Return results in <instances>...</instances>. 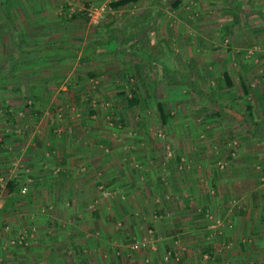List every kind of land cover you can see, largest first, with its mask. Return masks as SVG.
I'll return each instance as SVG.
<instances>
[{
  "label": "rangeland",
  "instance_id": "374dc122",
  "mask_svg": "<svg viewBox=\"0 0 264 264\" xmlns=\"http://www.w3.org/2000/svg\"><path fill=\"white\" fill-rule=\"evenodd\" d=\"M174 1L135 4L138 10L132 8L126 22L117 20L123 11H116L104 23L89 24L91 15L86 23L73 20L72 9L57 0H0V69L17 72L0 80V213L5 204L15 211L7 186L14 171L22 176L17 194L28 186L20 206L32 214L9 232L2 233L0 224L1 241L2 234L25 236L9 241V255L45 233L52 236L56 225L65 227L63 238L75 240L84 238L75 230L89 225L92 232L83 240L92 233L90 252L63 248L64 261L188 264V256L197 255L199 264H264V0H179L173 7ZM114 28L134 35L129 44L148 50L152 64L126 44L117 54L85 60L80 53L42 57L27 62L32 81L60 75L68 78L64 88L47 95L45 108L30 99L13 103L21 80L18 44L31 51L49 44L54 51V42L84 46L90 39L106 40ZM132 90L139 103L129 107L125 100ZM55 99L63 101L55 107ZM157 101L168 116L164 124L155 112ZM6 109L15 123L8 122ZM68 116L76 125L69 126ZM37 128L49 137L36 135ZM27 149H33L31 163ZM92 152L108 163L90 172L86 160ZM65 156L69 165L61 164ZM85 174L95 180L92 191L79 181ZM84 193L85 201L73 202ZM49 196L62 203H47ZM35 201L41 204L33 206ZM79 204L91 217L76 212ZM27 241L32 242L26 246ZM39 242L45 250L36 245L29 254L35 260L44 252L40 258L50 263L55 249Z\"/></svg>",
  "mask_w": 264,
  "mask_h": 264
},
{
  "label": "crops",
  "instance_id": "0c3cea01",
  "mask_svg": "<svg viewBox=\"0 0 264 264\" xmlns=\"http://www.w3.org/2000/svg\"><path fill=\"white\" fill-rule=\"evenodd\" d=\"M57 1H59L60 4H63L64 3L67 11L70 10V9H72V11H69V14L68 15H70L73 18V20H77L79 22H85L86 23V21L88 19V16L91 15L92 18L90 17V19H88L89 20L88 21L89 24H91V22H98V21H99L98 23H104V20H106V19L109 20V14L108 13H114L116 11L119 12V13H121L123 11L120 15L118 14V16H120V17H118L117 20L118 21L120 20V22H126L130 18V16H132V13L134 14V10H132V8L135 7V4H139L140 5V8H143V7L147 6L148 3H150V0H136V1L128 2V3L124 4V5L112 7L111 6V3L112 2H116L118 0H65L66 3L65 2H62L61 3V0H57ZM140 3H142V4H140ZM81 7L82 8L84 7L85 12H83L82 9H80ZM94 8H95V10H94ZM130 8H131V10H130ZM129 12L131 14H129ZM121 15H122L123 18H121ZM73 22H75V21H73ZM106 23H108V22H106ZM90 40H93V39H90ZM47 60H50V59H47ZM25 63H27V62L20 63L19 64L20 67L18 66L19 68L17 70L20 71V69H21L22 72L20 71L21 73L19 72L17 76L21 77V80H20V83L19 82L17 83L16 81H15L16 83L13 82V84L15 83L16 86H18V87H14L13 88V90L15 89V95L16 94H18V95H17V97L12 98L11 100H13V103H15V104H22L24 100L30 99V101L33 100L32 103H31L32 105L35 104V103H38V104H42L44 106V108H45V105L47 103V95L54 94L55 93L54 90H55L56 86H59V88H57L58 91H56V92H59V89L60 88L63 89L64 88L63 84H64V82H67L66 81V78L67 77L63 80V79L59 78L60 75L57 76L58 77L57 78L56 76L50 74V77H47L45 79H41V80H38V81H34L33 82L32 81L33 78L31 77L30 70H29L30 69V67H29V63L30 62L27 63V64H25ZM48 65L53 66L50 63H48ZM52 69H53V67H52ZM31 70L33 71L34 69H31ZM25 71L27 73L26 75L24 74ZM14 73H17V72L14 71ZM46 80L49 81V83L46 82ZM45 82L47 83V86L45 85ZM33 83H35V84H33ZM22 93H24V94H22ZM49 97H51V96H49ZM52 99H53V97H52ZM55 101L56 102H54V104H53L54 106L55 105H58V104H61L63 100L58 101L57 99H55ZM58 110H60V107L58 108ZM68 117H70L68 121H72L69 126L76 125V122L73 121L75 119V117L74 116H68ZM84 133H87V132H84ZM35 134L36 135H39L40 134V135H44V136L49 137V134L47 133L46 130L43 131V130H40L38 128L36 129ZM80 134H81V132H80ZM42 140H48V139L42 138ZM44 143H45L44 145L48 144V143H46V141ZM44 145H41V146H44ZM41 146H40V148L38 147L39 148L38 150H41L42 149ZM88 148H90V147H87V149ZM9 149H13V148L10 147ZM27 151L29 152V149H27ZM30 151H31V149H30ZM9 153H12V152H10V150H9ZM27 157H28V162L27 163H31V161H33V159L31 160V157L30 156H26L25 159H27ZM65 158L66 159H64V165L67 162H68V165H69V163L71 162V159L67 158V156H65ZM87 158H89V160H86V163H87V165H89L88 166L89 168L86 169V171H90L91 167H95V166H99V165L100 166H104L105 164L108 163L107 160L105 159L106 157L105 158L102 157L100 159L99 158H96V157H94L93 152H92V155L91 156H87ZM122 160L123 159H121V157H120L119 162H118V165L120 163H122ZM48 161L49 160H47V162ZM17 175L18 174H16L13 171L12 174L10 175V178L11 179H14L16 181H22V176L19 177ZM42 175L39 176V180L40 181H42V178H43ZM79 181H80L81 184H82V181H83V183H86L84 185L83 189H87V190L90 189L91 187H93V184L95 183V180L93 178L92 179L89 178V176L87 174H85V176H80ZM67 182L68 183L70 182L69 178L67 179ZM88 182H89V184H88ZM90 191H92V190L90 189ZM77 195L75 194L74 197L72 198L73 202H75V199L77 197L81 201H85V199L88 198V194L87 193L86 194L84 193V194H81V195H78V196ZM89 195H90V192H89ZM21 196H23V195L21 194ZM51 198H52L51 196H49L47 198L48 199L47 200V203L48 202H51ZM57 199H59V198H56L55 196H53L52 202L54 204H56V205L59 204V203H62V202H57ZM18 201H19V203H17V202L15 203V207H14L15 208V211H7V210H4L3 211L2 210V212L0 213V215H1V217H0V224H1L2 233L5 232V231H8L9 232V227L15 228L17 226H20V224H23V222L25 221L24 218L26 220H27V218H32V216H31L32 214L28 213L29 209L26 208L27 210L24 211V209L22 208V207L25 206L24 203L21 202L20 200H18ZM37 201L34 202V205L33 206H36L37 207V205H40L41 204V203H38ZM35 203H36V205H35ZM79 206L80 207H78V206L76 207V212L79 213V214H85L84 216H86V219H88L87 216H90L91 214H88L87 212H85V213L80 212V208H81L82 204H79ZM98 213H99L100 216L102 214H105L104 209L99 210ZM36 215L39 216V213H37ZM21 216H24V217H21ZM42 216L43 217H40V216L39 217L41 218V220L46 221L45 225L48 224V223L50 224V222H48V220L45 219L46 218L45 215H42ZM100 220H104V219H100ZM83 223L84 224H88L89 222H83ZM49 224H48V226H52L53 225V224L52 225H49ZM66 229H68V228H66ZM92 229L93 228H91L89 225L88 226H85L83 228H77L75 230V232L82 231L81 236L84 237V238H80L82 240H75L74 238H72L71 236H68V235H66V238H63V235H62L61 232L63 230H65V227H63L62 225H56V226H54V228L52 230L53 231V233L51 234L52 236H47V234L45 233L44 235H42V237L39 238V240H36L34 242L30 241V243L32 242L31 244L29 243V241H27V243H25L26 246H28L30 244L27 247L28 249L18 248V250H15L17 252L16 254H13L12 253L10 255H9V253H11V251L9 252V246H12L10 244L11 243L10 238L13 235L9 233L10 235L8 234V236L6 237L4 234H2V241H1L2 244L1 245L4 247L5 251H4V249L1 250L2 256L0 255V264H20V263H23V264H44L45 261L42 260V258H40L41 256H45V254H41V253H44V252L38 253L37 254V257L38 256L39 257L38 258H35V260H34L33 255L29 254V252H31L33 250L32 248H36V245H37V248L39 250L38 249H34V250H38V251L45 250L46 244H44L43 242H39V241H44L45 243L49 244L51 246V248L53 247L55 249L56 254H53V256L51 258L52 260L50 261V263L48 261L47 264H69V263H72V264L75 263L76 264L78 262H76L77 260H75L74 258H72V259L69 258V260H68L69 262L67 260L66 261L63 260V257L67 256L65 254V251H63L64 250L63 248H68L69 250H70V248H72V249L81 248L85 252L89 253L90 252V248H88L89 247L88 246L89 245L88 244L89 243V240L88 239L92 238L91 237L92 236V233H91V236L87 239V242L85 240H83V239H86L85 236L88 234V231L89 232H92ZM102 229L103 228H101V231H102ZM44 231H46V229ZM67 231H69V230H67ZM151 231L152 230H149V234H150ZM68 234H70V231L68 232ZM150 235H153V234H150ZM9 241H10V243H9ZM114 241H113V243H114ZM196 241H198V240H192V241L190 240V244L193 243L191 245L198 246L199 248L201 247L202 249L205 250V248L202 245H206L207 246V243H205V242H200L199 243L198 242V244L196 245ZM114 244H116V243H114ZM154 244H156V243H153V242L150 243V248L152 250L151 249H149V250L153 253V255L155 257V253H154V250H153L155 248L154 247ZM191 245H189V246H191ZM15 247H12V248H15ZM30 249H31V251H30ZM22 251L25 252L26 254H22L23 253ZM81 255H82V258H85V255L86 254H81ZM205 255L206 254H204V256ZM188 259H189L188 260V264H190L192 262H194L195 264H199V263L202 262V258L199 257V256H197V255H194L192 257H191V255H189L188 256ZM205 259H207V258H205ZM250 259H253V258H250ZM250 259H248V260H250ZM248 260H246V261H248ZM155 262H156V260L153 261V263H155Z\"/></svg>",
  "mask_w": 264,
  "mask_h": 264
},
{
  "label": "trees",
  "instance_id": "16d2710c",
  "mask_svg": "<svg viewBox=\"0 0 264 264\" xmlns=\"http://www.w3.org/2000/svg\"><path fill=\"white\" fill-rule=\"evenodd\" d=\"M132 1H136V0H118L116 2H112L111 6L112 7H116V6H120V5H124L128 2H132ZM179 4V0H176L173 2V7L178 6ZM140 17V15H139ZM137 17V18H139ZM122 29H111L109 31V35L108 38L106 40H100V39H93L88 41L84 46H78V47H74L72 46L68 41H63V42H54V44H52L55 48L54 51H51L49 49V44L47 47V44L42 47V48H35V50L31 51L30 50H24L20 47V45L18 44L16 47V50H18L19 52H17V56L19 63H24V62H31L33 60H37L40 59L42 57H45L47 59H52V58H56V57H66V56H73L76 57L79 54V57L81 58V60H85L87 58L93 57L94 55H105V54H117L122 48L123 46L126 44L130 47V50L132 52H134L135 54H138V56L144 60H146L148 63L152 64V55L148 54V50H146L145 48L142 49H133L132 46L129 44V42L132 41V38L134 37V35L130 36H126L123 35L124 33L121 32ZM120 34V36H119ZM49 50V51H48ZM80 51V52H79ZM13 68V67H12ZM10 68V70H6V72L4 70L0 69V80H3L7 75L6 73H14L15 69ZM225 76V82L226 85L230 86L232 84V81L230 79V76L225 72L224 73ZM242 88L244 90V93H248V89L245 88V84L243 83ZM138 93L137 91L132 90L130 96H126V106H135L139 103V97H138ZM250 107V106H249ZM155 112L156 115L159 119V122L161 124H164L167 120V114L164 111V107L163 104L160 103L159 101L156 102L155 104ZM5 115L7 116L8 122L9 123H15L14 118L12 117V114L10 112H8V110H5ZM33 150V149H32ZM32 150H29V154H32ZM30 157H32L33 155H29ZM64 159L65 157L62 158L61 164H64ZM7 186L9 188V206H11V204H15L19 199V197H22L20 194H17V186H18V182L14 179H10L7 182ZM6 204L3 208V210L6 209Z\"/></svg>",
  "mask_w": 264,
  "mask_h": 264
},
{
  "label": "built area",
  "instance_id": "2783aa9c",
  "mask_svg": "<svg viewBox=\"0 0 264 264\" xmlns=\"http://www.w3.org/2000/svg\"><path fill=\"white\" fill-rule=\"evenodd\" d=\"M28 190V186H23L21 189H20V193L23 194L25 193L26 191ZM1 234V233H0ZM20 237L19 239H24L25 236H19V235H14L11 237V243H15L16 242V239ZM20 240L18 242H20ZM0 241H1V237H0ZM0 246H1V243H0ZM139 247V244H135L134 245V248H138ZM1 255V254H0Z\"/></svg>",
  "mask_w": 264,
  "mask_h": 264
}]
</instances>
